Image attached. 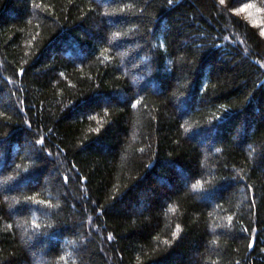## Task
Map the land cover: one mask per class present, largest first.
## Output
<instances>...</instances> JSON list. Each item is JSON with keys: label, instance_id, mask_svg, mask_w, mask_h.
Wrapping results in <instances>:
<instances>
[{"label": "trees", "instance_id": "trees-1", "mask_svg": "<svg viewBox=\"0 0 264 264\" xmlns=\"http://www.w3.org/2000/svg\"><path fill=\"white\" fill-rule=\"evenodd\" d=\"M0 264H264V0H0Z\"/></svg>", "mask_w": 264, "mask_h": 264}, {"label": "snow or ice", "instance_id": "snow-or-ice-1", "mask_svg": "<svg viewBox=\"0 0 264 264\" xmlns=\"http://www.w3.org/2000/svg\"><path fill=\"white\" fill-rule=\"evenodd\" d=\"M221 3H223V0H221Z\"/></svg>", "mask_w": 264, "mask_h": 264}]
</instances>
